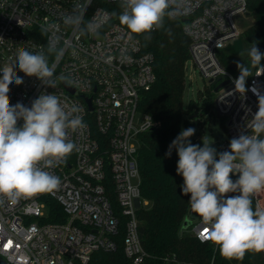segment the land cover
Listing matches in <instances>:
<instances>
[{"label": "built area", "instance_id": "1", "mask_svg": "<svg viewBox=\"0 0 264 264\" xmlns=\"http://www.w3.org/2000/svg\"><path fill=\"white\" fill-rule=\"evenodd\" d=\"M82 2L0 0V69L11 66L21 47L32 52L44 49L47 53L48 36L41 35V25L55 23L64 48L55 75L69 78V83L57 80L56 88H51L17 67L23 83L9 86L10 102L31 107L41 93H53L68 107L73 103L81 106L87 125L82 132L70 133L77 149L66 163L48 169L61 180L57 191L0 207V264H86L95 251L117 248L115 236L121 218L126 257L131 264H142L146 256L137 211L148 205V200L140 189L137 141L141 132L157 125L150 114L139 109L143 91L156 79L154 58L116 17L99 29V36L81 35L78 28L64 25L62 17L72 14L73 6ZM120 2L91 0L84 23L98 10L119 13ZM248 3L249 0H184L191 11L175 17L182 22L189 39L186 78L199 71L206 83L214 86L212 115H218L225 130L219 153L229 150L232 138L250 132L247 125L258 110V97L251 88L256 87L264 95L261 69L252 70L246 80L248 91L242 95L235 91L236 73L219 58L227 42L240 36L235 17L248 14ZM53 58L49 57L50 63ZM254 199V210H264V191L256 193ZM52 200L63 210L62 221L48 220L55 216L49 206ZM186 218L190 224L182 230L200 242L211 243L206 225L190 207ZM165 260L166 264H200L175 256Z\"/></svg>", "mask_w": 264, "mask_h": 264}, {"label": "clouds", "instance_id": "2", "mask_svg": "<svg viewBox=\"0 0 264 264\" xmlns=\"http://www.w3.org/2000/svg\"><path fill=\"white\" fill-rule=\"evenodd\" d=\"M90 4L91 0L75 4L73 13L62 17L63 24L78 28L81 35L99 36V29L116 17L130 34H146L144 38L151 40L154 30L164 28L165 17L175 18L191 11L184 0H121L119 13L98 10L84 23ZM57 31L55 23L41 25V35L48 36L47 53L44 49L32 52L21 47L11 66L0 69V207L57 191L61 180L48 169L66 163L77 149L70 133L87 128L83 108L75 103L68 107L53 93H41L31 107L10 102L9 86L23 83L17 67L51 88H56L57 80L69 83L66 75H55L64 55ZM243 54L239 53L240 57ZM50 56L54 57L51 63ZM248 56L251 68L236 62L240 75L233 80L235 91L242 95L248 91L246 80L252 76V68L264 74V53L256 43H252ZM251 91L258 97V110L247 125L250 132L232 138L228 151L218 155L212 143L204 141L203 147L193 145L189 138L195 129L190 127L181 130L166 153L170 157L172 149L176 150V172L183 177L181 191L190 197L191 210L206 225L207 240L228 260H243L248 252H264V210H254L252 201L256 193L264 191V95L256 87ZM233 174L238 178L233 180Z\"/></svg>", "mask_w": 264, "mask_h": 264}, {"label": "trees", "instance_id": "3", "mask_svg": "<svg viewBox=\"0 0 264 264\" xmlns=\"http://www.w3.org/2000/svg\"><path fill=\"white\" fill-rule=\"evenodd\" d=\"M248 12L253 17V22L243 30L248 50L252 43H256L261 53H264V0H249ZM145 35L135 36L140 39L144 51L153 55L156 79L149 89L143 91L139 109L150 114L157 125L141 132L137 141L140 189L142 196L149 202V205L140 207L137 211L140 238L146 251L142 264H166V257L173 256L200 264L212 261L213 264H257L254 262L253 252L246 253L243 260H228L219 254L212 243L200 242L182 230L190 207V197L181 191L183 177L176 172L179 159L176 150L172 149L170 157L166 153L182 129L192 127L196 120L202 122L211 118L214 86L205 83L199 92V100L191 99L188 106L184 104L185 62L189 57V39L178 18L165 17L164 28L154 30L151 40H146ZM219 58L233 73L239 71L236 67L238 61L251 68L249 56L248 59L237 60L221 49ZM263 61L264 59L261 63ZM193 107L196 108V113L192 112ZM252 201L254 208V196ZM49 206L55 216L48 220L62 221L64 213L61 206L53 200ZM124 230L121 218V225L115 236L117 248L95 251L86 264H131L123 250ZM258 264H264V255Z\"/></svg>", "mask_w": 264, "mask_h": 264}, {"label": "rangeland", "instance_id": "4", "mask_svg": "<svg viewBox=\"0 0 264 264\" xmlns=\"http://www.w3.org/2000/svg\"><path fill=\"white\" fill-rule=\"evenodd\" d=\"M237 25L241 30L240 36L237 38L230 40L224 46L223 51L226 55L237 59H248V46L247 42L243 37V30L253 22V17L251 15H237L235 17ZM239 53H244L242 57H240ZM206 81L198 72L193 73L191 78H186L185 91H184V104L186 106L189 105V101L199 100V92L203 89ZM200 110V107H199ZM196 108H192V112L196 113ZM138 117L141 116L138 114ZM196 122L192 125L191 128L195 129V133L192 137L189 138L193 145H200L203 147V141L205 143L211 144L217 150V154L219 155V141L223 139L224 136V124L222 120L218 117L217 114H213L211 118L207 121ZM238 176L236 174L232 175V179H237ZM149 205V202H148ZM188 234V233H187ZM254 253V262L260 263L263 259L262 252H253Z\"/></svg>", "mask_w": 264, "mask_h": 264}, {"label": "water", "instance_id": "5", "mask_svg": "<svg viewBox=\"0 0 264 264\" xmlns=\"http://www.w3.org/2000/svg\"><path fill=\"white\" fill-rule=\"evenodd\" d=\"M248 15H249V12H248ZM240 75L239 71L236 73V77L238 78V76ZM221 85V84H220ZM190 222H189V219L188 218H185L184 219V222H183V225L182 227L183 228H187L189 226Z\"/></svg>", "mask_w": 264, "mask_h": 264}, {"label": "snow or ice", "instance_id": "6", "mask_svg": "<svg viewBox=\"0 0 264 264\" xmlns=\"http://www.w3.org/2000/svg\"><path fill=\"white\" fill-rule=\"evenodd\" d=\"M205 233H207V230H205Z\"/></svg>", "mask_w": 264, "mask_h": 264}]
</instances>
